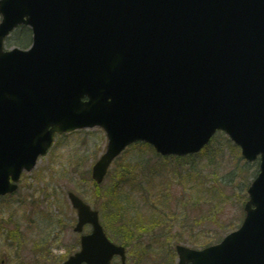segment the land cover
Returning a JSON list of instances; mask_svg holds the SVG:
<instances>
[{"label":"water","instance_id":"95a60500","mask_svg":"<svg viewBox=\"0 0 264 264\" xmlns=\"http://www.w3.org/2000/svg\"><path fill=\"white\" fill-rule=\"evenodd\" d=\"M0 196L44 156L55 133L101 127V183L133 142L162 155L198 152L224 131L246 160L260 155L241 227L178 264H264V0H0ZM27 50H3L15 27ZM77 211L80 250L62 264H126L96 210ZM4 264V259L0 261Z\"/></svg>","mask_w":264,"mask_h":264},{"label":"rangeland","instance_id":"374dc122","mask_svg":"<svg viewBox=\"0 0 264 264\" xmlns=\"http://www.w3.org/2000/svg\"><path fill=\"white\" fill-rule=\"evenodd\" d=\"M20 36L21 28L8 37L5 48H21L16 45ZM22 39L28 41L29 36ZM213 140L207 151L212 157L202 155L200 159L164 160L139 147L123 152L121 160L130 161L134 168L137 163H147L143 170H134L138 189L125 187L132 195L129 204L133 207L128 205L129 211L136 209L143 222L147 215L158 211L163 222L160 228L141 231L129 244L127 264H170V260L176 264V244L200 249L202 246L197 245L217 243L240 225L247 188L258 173V161L245 162L240 151L227 144L224 133H218ZM105 144L101 128L55 137L35 168L22 174L16 192L0 199V259L4 258L6 264H61L79 250L80 234L73 231L76 211L67 192L76 193L101 216L106 190L112 184L109 172L114 171L116 163L111 164L98 194L90 170L104 152ZM81 174L89 179L81 180ZM124 199L126 202L127 197ZM131 216L136 218L137 214L131 211ZM7 219L11 220L8 228L4 227ZM100 220L102 223L101 217ZM15 223L20 235L15 240L6 239L4 230ZM89 232L90 226L84 227L83 233ZM107 234L121 244L119 235L111 231ZM111 264H120L119 259L114 258Z\"/></svg>","mask_w":264,"mask_h":264},{"label":"trees","instance_id":"16d2710c","mask_svg":"<svg viewBox=\"0 0 264 264\" xmlns=\"http://www.w3.org/2000/svg\"><path fill=\"white\" fill-rule=\"evenodd\" d=\"M25 35L29 36L28 41H23L22 38ZM29 43H30V31L28 28L22 27L21 28V36H20V39L17 41L16 45H18L20 47H27L29 45ZM213 142H214V140L212 141V143L209 146H207L198 155V157L195 156V157H191V158L192 159H196V158L200 159L202 157V155L206 156V157H212V156H210L211 153L207 154V151L212 147ZM227 144L230 145L233 149H235L230 144V142L228 140H227ZM134 147H139V149L143 150L142 152L149 153L151 156H157L154 153V150L152 149V147H150L147 144L138 143V144L132 146V148H134ZM121 158H122V156L115 161L116 167H115L114 171L109 172V176H110V179L112 181V184L106 190V200H105V203L101 209V216L100 217L102 219V223H103V226H104L106 232L108 233L111 231L112 233L119 235L120 243L124 246H129V244H131V242L133 240H135L141 234V231L145 232V231H148L149 229L155 228V227L160 228L163 226V222H161L162 215L158 211H155L154 213L147 215L144 219V222L140 218L141 217L140 213L137 212L136 209H132L129 211L130 207H133L129 204V198H131L132 195L130 196V193L125 191V187L128 186V187H130V189H132V186H134L135 188H137V186H136L137 179H136V175L134 173V170H137V169L143 170L146 167L147 163H144L142 165L137 163V166L134 168L133 165H131L130 161L121 160ZM191 158H189V159H191ZM158 165L164 166V164H158ZM86 175H88V173ZM79 178L81 180H84V179H89V176L84 177V174H81V177H79ZM213 181H215V178L213 179ZM92 184H93L94 191L97 194L101 193V188L99 187V185H96L93 182H92ZM214 187H215V185H214ZM159 194H163V193H159ZM124 197H127L126 202H125ZM211 210L213 211L214 208H212ZM131 211H133L135 216L137 214L138 218H137V216H136V218H134V216H131ZM11 218H12V215H11ZM8 222H11V220L7 219V221H6L7 226H4V227L8 228ZM0 230H1V227H0ZM4 231L5 232H3V235H5L6 239L9 238V239L15 240L18 238L17 236L20 235L19 225L16 223L14 224L13 227H11V229H9L8 231H6V230H4ZM207 243L208 242L201 243L197 246H205ZM172 259H173V257H172ZM170 264H171V260H170Z\"/></svg>","mask_w":264,"mask_h":264}]
</instances>
